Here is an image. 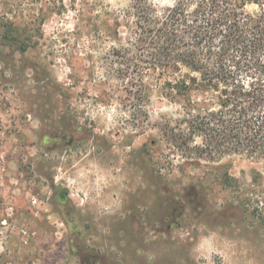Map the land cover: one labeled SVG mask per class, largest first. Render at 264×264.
<instances>
[{
    "label": "rangeland",
    "instance_id": "374dc122",
    "mask_svg": "<svg viewBox=\"0 0 264 264\" xmlns=\"http://www.w3.org/2000/svg\"><path fill=\"white\" fill-rule=\"evenodd\" d=\"M132 2L0 0V264H264L261 165L172 142V76L115 53Z\"/></svg>",
    "mask_w": 264,
    "mask_h": 264
},
{
    "label": "trees",
    "instance_id": "16d2710c",
    "mask_svg": "<svg viewBox=\"0 0 264 264\" xmlns=\"http://www.w3.org/2000/svg\"><path fill=\"white\" fill-rule=\"evenodd\" d=\"M249 5L258 9L248 11ZM131 11L130 47L115 53L138 52L148 71L172 76L166 94L180 110L169 130L188 156L242 155L261 165L251 171L260 187L247 189L245 199L264 222V0H174L166 6L133 0ZM18 33L11 28L4 37L16 40ZM122 64L123 78L135 62ZM222 179L230 184L233 177L225 172Z\"/></svg>",
    "mask_w": 264,
    "mask_h": 264
}]
</instances>
